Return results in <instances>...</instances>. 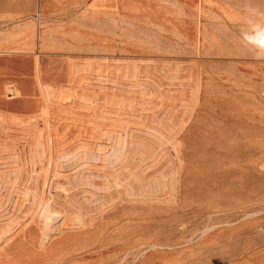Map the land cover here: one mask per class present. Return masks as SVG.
I'll use <instances>...</instances> for the list:
<instances>
[{
  "label": "rangeland",
  "instance_id": "rangeland-1",
  "mask_svg": "<svg viewBox=\"0 0 264 264\" xmlns=\"http://www.w3.org/2000/svg\"><path fill=\"white\" fill-rule=\"evenodd\" d=\"M0 264H264V0H0Z\"/></svg>",
  "mask_w": 264,
  "mask_h": 264
}]
</instances>
